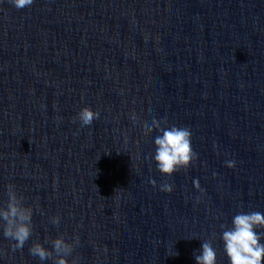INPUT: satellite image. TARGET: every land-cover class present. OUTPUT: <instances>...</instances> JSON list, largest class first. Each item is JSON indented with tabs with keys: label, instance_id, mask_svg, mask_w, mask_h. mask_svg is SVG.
Returning a JSON list of instances; mask_svg holds the SVG:
<instances>
[{
	"label": "clouds",
	"instance_id": "obj_1",
	"mask_svg": "<svg viewBox=\"0 0 264 264\" xmlns=\"http://www.w3.org/2000/svg\"><path fill=\"white\" fill-rule=\"evenodd\" d=\"M10 2L17 9H23L30 6L33 0H10ZM98 117L99 112L89 107L81 109L78 113L82 126L90 125ZM132 119H136L134 114ZM145 127L148 132L154 128L158 129L154 139V160L161 174L170 176L181 168H187L196 159V153L191 146L192 133L188 128L161 126V122L156 119ZM225 163L228 168L235 166V161ZM150 182L155 186L154 180ZM193 185L197 189L200 188L198 180H194ZM161 190L170 193L173 187L165 183L161 185ZM7 195L6 206H0V220L4 222L3 235L15 241L14 250L22 249L32 235L33 210L24 205L23 197L17 194L14 185H7ZM52 223H59V217H52ZM258 229H264V214L261 212H241L233 217L232 227L224 230L221 237L229 264H262L264 243L261 241L264 240V232L257 231ZM52 244L53 249L50 251L41 243H34L29 252L41 261L53 258L55 253L54 264H69L67 256L72 252V244L67 243L62 236L53 240ZM216 260V251L211 242H203L199 254L195 255L196 264H216ZM72 264H77L76 260H73Z\"/></svg>",
	"mask_w": 264,
	"mask_h": 264
}]
</instances>
